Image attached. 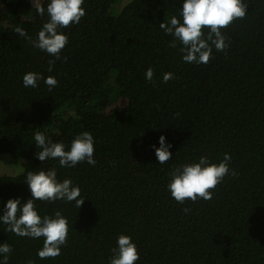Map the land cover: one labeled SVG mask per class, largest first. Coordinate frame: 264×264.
<instances>
[{
  "label": "trees",
  "instance_id": "obj_1",
  "mask_svg": "<svg viewBox=\"0 0 264 264\" xmlns=\"http://www.w3.org/2000/svg\"><path fill=\"white\" fill-rule=\"evenodd\" d=\"M118 1L85 0L86 16L61 30L69 42L49 72L54 57L31 42L47 14H37V0H0V155L23 169L0 175V201L30 198L25 178L40 167L71 179L85 199L80 209L35 202L42 216L60 212L69 221L55 258L38 257L43 238L0 225V243L13 248L9 264H109L121 234L137 244L136 264H264V0H244L247 15L222 29L227 49H213L201 65L185 63L183 46L173 47L159 27L180 18L183 0H133L114 14ZM39 3L46 9L48 0ZM28 72L54 76L58 85L25 88ZM168 72L173 79L165 83ZM36 131L68 147L92 133L96 164L37 160ZM161 135L173 145L164 164L151 148ZM225 153L236 175L210 190L212 199L172 198L175 168L200 156L219 163Z\"/></svg>",
  "mask_w": 264,
  "mask_h": 264
},
{
  "label": "clouds",
  "instance_id": "obj_2",
  "mask_svg": "<svg viewBox=\"0 0 264 264\" xmlns=\"http://www.w3.org/2000/svg\"><path fill=\"white\" fill-rule=\"evenodd\" d=\"M85 0H48L47 7L36 3V12L40 16L47 14L48 21L43 24L35 40L17 29L21 36L31 40L33 46L54 57L49 61V72L57 60L62 58V51L69 42L68 35L61 31L71 24H79L86 16L83 6ZM179 17L173 15L170 21L159 24L165 35L173 37L172 46L182 45L183 61L188 64H207L214 58L213 49L223 52L227 49V37L222 29H226L234 20L247 15L248 6L244 0H183L179 8ZM154 70L150 67L145 72V78L151 81ZM173 79V73H164L163 81ZM43 80L49 90L58 85L54 76L45 78L41 73L28 72L23 76L25 88H37ZM33 139L37 151L35 158L41 162L58 160L61 168H75L80 163L95 165V140L92 133L84 131L71 141L70 147L62 142H54L45 133L36 131ZM158 145V146H157ZM173 145L167 137L161 135L151 145L159 163L170 161ZM231 156L225 153L223 160L213 163L207 156H200L197 161L185 163L170 173L167 189L172 198L184 203L186 199L195 202L198 198L210 200L213 190L222 183L226 176L236 175L230 168ZM19 171H23L20 169ZM25 183L30 192V198H9L0 201L3 210L0 211V225H5V231L19 237L32 239L43 238V247L37 251L40 259L55 258L61 255L62 247L67 244L69 236V221L62 213L41 215L36 201H65L81 208L85 199L82 190L74 185L71 179H58L55 168L40 167L39 171L28 172ZM186 211H188L186 209ZM13 252L8 242L0 243V264H9ZM140 260L137 244L130 235L121 234L117 237L116 247L110 257L109 264H136Z\"/></svg>",
  "mask_w": 264,
  "mask_h": 264
},
{
  "label": "rangeland",
  "instance_id": "obj_3",
  "mask_svg": "<svg viewBox=\"0 0 264 264\" xmlns=\"http://www.w3.org/2000/svg\"><path fill=\"white\" fill-rule=\"evenodd\" d=\"M133 0H119L113 7V13H119L126 5L131 3ZM22 169L20 163L12 155L5 154L0 155V175H17Z\"/></svg>",
  "mask_w": 264,
  "mask_h": 264
}]
</instances>
